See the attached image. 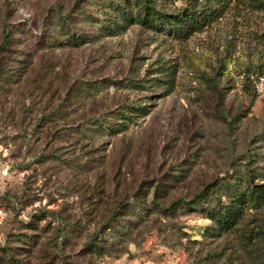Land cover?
<instances>
[{
  "label": "rangeland",
  "instance_id": "374dc122",
  "mask_svg": "<svg viewBox=\"0 0 264 264\" xmlns=\"http://www.w3.org/2000/svg\"><path fill=\"white\" fill-rule=\"evenodd\" d=\"M75 1L0 0V40L6 8L9 21L25 19L38 28L51 15L52 29ZM154 1L167 14L186 5L183 0ZM209 1L218 6L219 0ZM109 2L82 0V8L104 21ZM116 14L112 11V19ZM28 44L26 50L32 48ZM36 54L34 68L52 64L43 79L30 83L31 71L12 93L0 94V250L16 246L31 264H47L48 254L55 252L91 264L89 257L79 256L83 243L115 203L130 200L142 180L157 178L166 190L160 197L166 206L204 192L200 204L167 210L171 214L154 211L134 223L140 216L137 204L134 215L126 216L133 221L128 231L119 225L112 232V254L93 258L94 264H195L198 259L221 264L228 258L235 264H264V203L246 208L233 232L202 236L209 222L203 207L229 193L217 190L218 185L264 186V0H220L208 24L183 39L136 23L114 36ZM161 68L166 85L153 79ZM104 78L116 84L71 94L59 108L66 114L62 118L74 124L125 102L148 104L146 115L134 117L136 123L125 131L90 138L82 128L54 133L52 125H29V112L45 107L54 90L55 97H67L63 81ZM50 80V87L41 84ZM24 87L23 107L19 93ZM21 108L28 110L24 123ZM31 219L35 226L29 225ZM18 233L36 235L35 243L17 241Z\"/></svg>",
  "mask_w": 264,
  "mask_h": 264
},
{
  "label": "trees",
  "instance_id": "16d2710c",
  "mask_svg": "<svg viewBox=\"0 0 264 264\" xmlns=\"http://www.w3.org/2000/svg\"><path fill=\"white\" fill-rule=\"evenodd\" d=\"M112 1L113 4H112ZM175 1V0H173ZM186 5L181 8L175 14H167L157 9L154 0H110L107 5V9H111L108 18L103 20H97L92 13H88L82 8V0H76L75 4L66 11V13L59 15V24L54 25L48 19L43 21L40 28L30 23L28 20H22L19 22H11L8 20L9 13L8 8L2 16L1 20V40H0V94L5 91L12 93L15 85L23 84L24 78L29 77V73L33 72V78L30 83L40 82L43 79V71H50L52 64H40V68H34V57L37 55L38 49H46L48 51H55V49H64L70 46L78 47L83 44L93 42L95 38L100 36H114L121 30L125 29L129 24H140L148 29H158V31H169L177 38H187L189 34L201 30L208 24L209 15H213L214 12L220 6V0L217 2L218 6H212L209 0H183ZM114 8V10H113ZM112 11L117 13L112 19ZM59 13V11H58ZM108 13V12H107ZM119 16L122 22L118 21ZM84 24V25H83ZM85 25H94L96 28L91 32L85 29ZM84 28V29H83ZM21 33L23 38H17L16 34ZM20 39V40H19ZM22 39V40H21ZM25 41L32 48L26 50L24 45ZM42 58V57H40ZM162 69V68H161ZM162 72V73H161ZM164 74L163 69L160 71V76L155 77L159 85L168 84L167 79L162 78ZM59 73L55 72L54 80H58ZM165 75V74H164ZM157 82L154 86H158ZM64 85L66 98L60 96L55 97L57 90L51 93V96L47 98L45 107L48 105L51 107L49 111L45 107H42L34 114L29 112V125L35 127H44L45 125H52L54 133L60 130H73L78 131L80 128L89 133L90 138L98 136H112L125 131L130 124L136 123L133 119L136 116H143L147 113V105H128L126 102L118 106V109L107 110L104 113L97 116H88L83 118L77 123H70L65 121L62 117H66L64 112L59 108L66 106L64 103L66 100L71 99L69 96L72 94L85 95L90 90H98L100 87L116 84L115 81L109 78H104L90 82H78L74 79L70 84L65 81ZM118 83V82H117ZM41 84H48L50 87L53 81L42 82ZM59 84L56 85L58 87ZM35 87V86H34ZM39 87V86H36ZM35 87V88H36ZM24 89L20 90L19 96L23 102L21 105L24 107L27 101L28 94L24 92ZM18 91V88H17ZM128 102V101H127ZM31 106L36 105L34 102L30 103ZM131 107H133L131 109ZM20 121H24L28 118L25 114L28 111L25 108H21ZM58 120H62L59 122ZM35 121V122H33ZM51 128V127H50ZM171 179H175L176 175L171 174ZM217 190L228 189L229 193L223 199L218 198L217 202L213 206H209L203 209L205 210V217L208 219V224L204 227L202 232L203 237L215 238L220 237L224 233L233 232L237 229V225L242 220L246 208H255L264 203V186L249 187L242 189L237 184H223L218 185ZM150 187V188H148ZM161 187L160 180L157 178L150 180H142L138 188L132 193L130 200L120 199L113 206L108 218L101 224L97 232H93V235L89 237L82 245V256H87L90 259V263L94 264L93 258H103L104 256H110L114 251L112 245V232L118 231V226H123L125 231H128V227L132 224V220H128L126 216L128 213L136 208L138 204L139 214L138 220L149 218L150 214L164 211L166 214H171L167 210L172 208L177 210L178 207H184V205H196L200 204L199 200L203 196V193H196L190 200H181V204L172 205L173 202L166 206L161 200V194L166 190ZM212 190V189H211ZM214 191H210L209 194ZM150 201H148V197ZM207 201L209 198H206ZM168 207V209H167ZM37 215V214H36ZM134 215V213H132ZM142 215V216H141ZM40 218H38L39 220ZM123 223V224H122ZM122 224V225H121ZM29 225H34V220L29 221ZM31 226V227H32ZM133 227V225H132ZM128 233V232H127ZM19 236H23L19 238ZM17 241L29 243H35L36 235H26L23 233L17 234ZM199 241V240H191ZM116 251V250H115ZM0 264H31L26 258L22 256L24 252H18L16 246H10L9 244L1 247ZM47 264H81L77 260H68L64 258L63 253H51L48 254ZM77 259V258H76ZM195 264H203L200 260H196ZM221 264H235L233 260L228 258V262Z\"/></svg>",
  "mask_w": 264,
  "mask_h": 264
}]
</instances>
